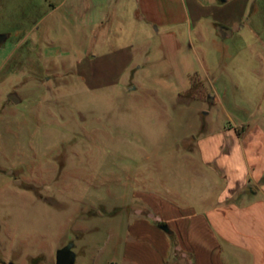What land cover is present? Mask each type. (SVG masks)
I'll use <instances>...</instances> for the list:
<instances>
[{
	"label": "rangeland",
	"instance_id": "obj_1",
	"mask_svg": "<svg viewBox=\"0 0 264 264\" xmlns=\"http://www.w3.org/2000/svg\"><path fill=\"white\" fill-rule=\"evenodd\" d=\"M132 1L95 44L62 15L36 51L0 47V264H55L68 244L74 264H123L135 193L191 186L203 127L264 129V0ZM115 48H133L122 77H85Z\"/></svg>",
	"mask_w": 264,
	"mask_h": 264
},
{
	"label": "crops",
	"instance_id": "obj_2",
	"mask_svg": "<svg viewBox=\"0 0 264 264\" xmlns=\"http://www.w3.org/2000/svg\"><path fill=\"white\" fill-rule=\"evenodd\" d=\"M126 3L134 15L131 0H0V34L5 36L1 46L19 37L5 62L19 49L36 51L37 33L44 38L62 15L87 31L84 36L92 41L107 25H118ZM247 8L233 22H221L232 31L231 37L244 28ZM132 52L133 48H115L85 57L81 62L90 72L85 77H122L130 69ZM227 117L228 126L215 131L203 127L206 133L182 155L192 165L191 186L166 187L171 198L153 190L135 193L138 202L127 225L123 264H264V129L254 119L253 126L240 131L228 113Z\"/></svg>",
	"mask_w": 264,
	"mask_h": 264
},
{
	"label": "water",
	"instance_id": "obj_3",
	"mask_svg": "<svg viewBox=\"0 0 264 264\" xmlns=\"http://www.w3.org/2000/svg\"><path fill=\"white\" fill-rule=\"evenodd\" d=\"M219 32L223 36H230L232 34V31L225 27H220ZM5 39V36L0 34V46L3 44V41ZM9 100L13 103H18L19 100L15 95H10ZM161 229L166 230L165 226H162ZM73 245L68 244L65 247L59 249L56 252L55 256V264H74L75 262V254L72 251Z\"/></svg>",
	"mask_w": 264,
	"mask_h": 264
}]
</instances>
